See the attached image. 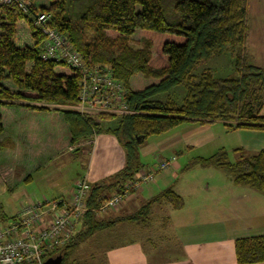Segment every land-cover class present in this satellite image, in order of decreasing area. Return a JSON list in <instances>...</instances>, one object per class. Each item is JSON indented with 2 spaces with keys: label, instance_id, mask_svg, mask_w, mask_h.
<instances>
[{
  "label": "trees",
  "instance_id": "obj_1",
  "mask_svg": "<svg viewBox=\"0 0 264 264\" xmlns=\"http://www.w3.org/2000/svg\"><path fill=\"white\" fill-rule=\"evenodd\" d=\"M31 3L34 9L52 15L51 25L69 38L86 64L112 68L125 86L129 108L137 112L86 115L69 108L79 102V72L66 62L43 61L46 38L34 25L33 16L15 3H0V135L4 132L3 113L14 120H34L35 125L42 114L51 113L62 116L71 145L111 134L125 152L122 169L91 185L87 198L90 210L71 240L52 256L62 255V264H77L69 255L98 231L123 222L147 224L155 204H168L176 210L185 206L182 196L167 189L131 216L101 217L110 211L100 213V200L122 193L125 184L143 168L139 149L150 137L167 134L186 123L203 126L216 121L224 122L230 130H264V68L251 62L250 0ZM136 35L141 36V46L131 43ZM224 53L233 58L235 77H218L211 69L195 73L203 62ZM134 77L139 79V89L131 86ZM177 87L186 92L181 105L172 98L159 100ZM111 120H117L116 127L105 126ZM28 144L19 160L35 167L45 156L33 134ZM4 149L0 142V151ZM196 163L224 170L236 185L264 194V150L237 163H230L228 153L221 150L209 158H197ZM236 255L239 264L264 262V236L238 239ZM49 257L46 254L43 259Z\"/></svg>",
  "mask_w": 264,
  "mask_h": 264
},
{
  "label": "crops",
  "instance_id": "obj_2",
  "mask_svg": "<svg viewBox=\"0 0 264 264\" xmlns=\"http://www.w3.org/2000/svg\"><path fill=\"white\" fill-rule=\"evenodd\" d=\"M256 6H258L257 10L262 9V13H264V0H250L249 38L252 36V25L256 30V37L264 38V25L257 24V17L253 14V11H256ZM222 55L209 59L218 58L214 62V66H217L219 69H222L228 63V59H220ZM207 69L211 68L205 67L204 70ZM176 89L170 94L160 96L159 100L166 102L170 98L176 100L178 97L181 98V105L186 92L184 88L182 90ZM9 116L7 112L3 113L4 132L0 135V142L5 146V149L0 151V207H2L0 210L3 215L0 218V224L2 225L10 223L26 205L36 200L51 198L70 200L74 191V185L80 178L87 177L91 185L100 183L118 172L125 165L124 149L118 139L112 137L111 134H102L95 139L73 146L70 144L68 127L61 115L42 114L39 120H36V125L34 124V120H14ZM220 122L224 124L222 121H216L203 126L195 123H186L167 134L161 135L164 137L157 142L148 144L146 146L148 148H144L145 153L155 154L153 156L155 162L148 168L156 165L157 161L165 159L161 153H170L169 157L174 156L177 159L179 155H185L196 149H204L216 139L213 127ZM226 129L228 132L237 133L236 135L239 140L240 138H244L247 141L246 146L241 144L233 149L234 152L248 151L257 152L256 154H258L264 150V130H230L227 127ZM32 134L35 136L37 144L45 156L44 161L35 167L20 163L19 160V157L22 160L21 156L25 154L29 145L28 138ZM221 150L227 152L225 147L219 148L218 152ZM79 154L80 156L91 155L90 169L85 173L78 169L72 174L69 183L63 184L60 180L63 171L60 162L66 156H74L76 159ZM156 156L161 158L158 159L159 157ZM196 159V157L193 158L190 165ZM239 161H236V163ZM110 165L112 168H110ZM143 168L145 170L148 169L147 167ZM183 169L184 167L179 166V170L182 171ZM167 173L166 175H160L161 172H158L155 177L156 181L154 180L152 184L146 185L137 191L131 200L126 202L120 210L110 212L109 218L104 217L112 219L119 216H131L137 213L144 204L167 189H173L184 198V194L178 191L177 180L175 178L167 182L169 172ZM157 176L160 178L159 181H162L161 184L158 182L159 178L156 179ZM164 180H166L165 183H163ZM40 183L44 185L43 188L40 187ZM221 186L228 192L229 200L223 204L219 203L214 209H211L209 205H206L207 208L202 207L201 210L204 211L199 212V215L202 214L203 221L200 224H197L194 218L190 220L189 217L184 216L185 211L189 209V202L186 198H184L185 206L180 210H176L171 205L164 203L152 206L150 215L158 213L157 215L166 218L170 223L169 225L173 228L171 233L174 230L177 231L179 226L182 227V232L177 237L179 252L182 255L173 259L161 258L151 263L145 257H140L137 261L129 260L122 264H239L236 255V241L241 238L264 236V194L250 187L236 185L232 180H226ZM34 188H37L40 192H37L38 194L33 193L35 192ZM43 190L45 191L42 192ZM44 196H47V198H44ZM222 197L219 196V198ZM5 202H8L9 205L6 206ZM212 205L214 206L215 202ZM210 212L213 214H210ZM211 219H217L218 223H214L212 227H209ZM185 220H190L189 222L194 220L191 222L193 224L192 230L186 228L187 223H184ZM244 220L246 223L242 225L241 222ZM202 222L206 223L202 225ZM135 223L123 222L119 224L135 225ZM138 225L145 227L147 224L142 223ZM143 227L141 230L145 231ZM256 264H264V262Z\"/></svg>",
  "mask_w": 264,
  "mask_h": 264
},
{
  "label": "rangeland",
  "instance_id": "obj_3",
  "mask_svg": "<svg viewBox=\"0 0 264 264\" xmlns=\"http://www.w3.org/2000/svg\"><path fill=\"white\" fill-rule=\"evenodd\" d=\"M257 7L258 6H256V11H253V14H255V16L257 17V24L264 25V13H262V9L257 10ZM251 32L252 36L250 35L251 37L249 38V52L251 54V62L258 67L264 68V38L256 37V30L253 25L251 28ZM140 38L141 36L136 35L131 43L141 46L142 42L138 41L140 40ZM220 59H228V63L222 69L214 66V62L218 60V58H214L212 60L203 62L196 69L195 73L198 75L202 71H204L205 67H210L216 72V75L218 77H235L236 73L234 69V63L230 54H223ZM159 63V60L156 58L155 64L159 65ZM138 80V77H134L131 81V86L134 89H139L141 87V85H139L138 83ZM176 90H182V87H179ZM180 99L181 98L178 97L176 98V101L179 105L181 103ZM262 114L264 115V109L262 111ZM117 124V120H111L106 122L105 126L116 127ZM213 129L214 133L216 134V139L210 145H208L204 149H196L185 155H179L177 159H175L176 161L173 162L167 170L159 171L161 172L160 175H166L168 174L167 172H169L167 182H169L170 180H174V178L177 180L178 191L183 193L184 198H186L189 202V209L185 211L184 216L189 217L190 220L194 218L197 224H200L201 221H203L202 214L199 215V212L204 211L201 210L202 207L207 208L206 205H209L211 206V209H214L215 206H217L219 203L223 204L225 203V201L229 200L228 192L225 191L221 185H223L226 180H231V178L224 170H221L214 166H204L197 163L190 165L192 159L195 157H210L211 155H214L216 152H218L219 148L222 147H225V149L227 150L228 161L230 163H236V161H239L240 159L250 157L257 153L248 151L234 152L233 149L240 146L241 144L246 146L247 141L244 138H240L239 140L238 136L236 135L237 133L235 132H228L225 125L221 122L215 124ZM111 136L115 137L114 135ZM163 137L164 136H152L140 147L139 155L143 163V167L148 168L155 162V160H153V156H155V154L145 153L144 148L148 144L157 142ZM161 155H163L162 157L165 159H171L174 157H169V155H171L170 153H161ZM166 156H168L169 158ZM160 158L161 157H159L158 159ZM90 162L91 155L80 156L79 154L76 159L74 158V156H66L64 159H62V161L60 162V165L63 168L62 174L60 176V180L62 181V183L68 184L70 178L72 177V174H74L78 169L83 173L88 171V169H90L91 167ZM157 163L147 170H155L157 168ZM178 165L182 168L184 167V169L182 171L179 170ZM187 166L189 167L187 168ZM110 168H112L111 165ZM142 169L144 171H147L144 168ZM158 178L159 177L157 176L156 179ZM159 180L160 178L158 179V182L161 184L162 181ZM185 181L186 183H184ZM153 182L147 184V186L152 184ZM165 182L166 180L163 181V183ZM40 187L43 188L44 185L40 183ZM33 190L35 192H33ZM33 190L32 192L35 194H38L37 192H40V190H38L37 188H34ZM44 191L45 190H43L42 192ZM219 196L223 197L219 198ZM44 198H47V196H44ZM213 202H215L214 206L212 205ZM5 203L6 206L9 205L8 202ZM109 214L110 213L101 214V217L103 216L102 218H105L104 216H106V218H109ZM157 214L158 213H154L150 215V222H148L145 227H143V225H138L137 223H135V225L119 224L113 228L98 231L92 234V236L85 239L83 242H80V244L69 255L68 258L70 259V261H73L77 264H122L123 262H127L129 260L137 261L140 257H145L149 263L155 262L161 258L173 259L174 257H179L182 254L179 252L177 237L182 232V227L179 226L177 228L178 233H176V230L171 233V230H173V228L171 227V225H169L170 223L166 218H163L161 215ZM210 214L213 213L210 212ZM190 220H185L184 223H187L186 228L192 230L193 224L191 222H193L194 220L189 222ZM204 223L206 222H202V225H204ZM214 223H218V220L211 219L208 226L212 227ZM245 223V220L241 222L242 225ZM142 227L145 228V231L141 230ZM203 227L205 228V226ZM81 230L82 227L79 228V231ZM55 250H57V248L51 250L48 253L50 257L57 254ZM67 262L69 263V260Z\"/></svg>",
  "mask_w": 264,
  "mask_h": 264
},
{
  "label": "built area",
  "instance_id": "obj_4",
  "mask_svg": "<svg viewBox=\"0 0 264 264\" xmlns=\"http://www.w3.org/2000/svg\"><path fill=\"white\" fill-rule=\"evenodd\" d=\"M15 3L33 16L34 25L45 36L43 61L66 62L81 76L78 103L68 106L83 114L133 115L126 100V89L110 66L85 63L69 38L51 25L52 15L33 8L31 0H0ZM163 159L155 170H141L136 178L125 184L122 193L100 200V213L118 211L143 186L153 182L159 171L167 170L175 161ZM91 184L87 177L74 185L70 200L51 198L26 205L8 225L0 224V264H42L44 256L55 248L64 247L74 236L85 214L90 210L87 198Z\"/></svg>",
  "mask_w": 264,
  "mask_h": 264
},
{
  "label": "water",
  "instance_id": "obj_5",
  "mask_svg": "<svg viewBox=\"0 0 264 264\" xmlns=\"http://www.w3.org/2000/svg\"><path fill=\"white\" fill-rule=\"evenodd\" d=\"M42 264H62V255L56 257H49L43 261Z\"/></svg>",
  "mask_w": 264,
  "mask_h": 264
}]
</instances>
